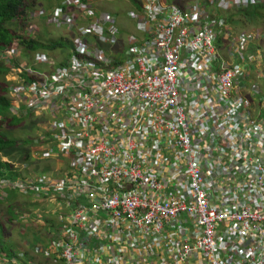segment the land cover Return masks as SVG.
Returning a JSON list of instances; mask_svg holds the SVG:
<instances>
[{"label":"built area","instance_id":"2783aa9c","mask_svg":"<svg viewBox=\"0 0 264 264\" xmlns=\"http://www.w3.org/2000/svg\"><path fill=\"white\" fill-rule=\"evenodd\" d=\"M137 1L125 41L109 13L78 0L65 3L86 17L37 11L78 32L62 65L41 51L16 64L15 42L2 52L10 111L41 119L31 150L56 166L1 179L0 196L59 215L50 245L1 264H264V55L244 53L264 37L227 23L264 0Z\"/></svg>","mask_w":264,"mask_h":264},{"label":"rangeland","instance_id":"374dc122","mask_svg":"<svg viewBox=\"0 0 264 264\" xmlns=\"http://www.w3.org/2000/svg\"><path fill=\"white\" fill-rule=\"evenodd\" d=\"M39 3L37 6L28 13V18L25 14L26 21L24 24L19 23L17 21L13 22L10 25L13 33L16 37H27L28 35V27L35 25L38 29V33L35 34L34 38H37L45 43L50 41H57L62 39L67 44L71 43L72 35L66 31V29L62 28H55L51 25H48L45 20L36 17V11L38 7H42L44 9L49 10L53 6H55L58 1L56 0H38ZM91 2V1H90ZM92 6L99 12H107L109 13L116 22L117 27L119 28L122 40L125 41L126 37L129 33H135V24L134 21L128 17L129 12L133 11L135 14L139 12L138 4L133 0H92ZM251 9V8H247ZM248 11V10H244ZM235 12H231L228 14V18L232 17V14ZM248 13V12H247ZM246 14V13H245ZM241 20L240 22L232 25L231 23L227 22L229 28L232 32L240 33L246 32H259L260 35L264 37V22L261 24L254 25L252 24V20L246 19L244 16L242 17L239 14H233V20ZM138 34V33H137ZM33 37V36H32ZM17 43V42H15ZM123 42L117 45L114 49L115 52H122L123 51ZM20 50V57L16 59V64L20 63H31V58L33 57L32 54H26L23 50L18 47ZM255 50H259L264 55V38L259 40L253 46H250L249 43L244 50L246 52H254ZM4 52V51H2ZM0 53V63L8 66H11L10 62L3 60ZM40 52V51H39ZM43 52V51H41ZM50 57L54 59L56 63H62L64 59L68 57V51L66 50H56L54 52H47ZM264 58V57H263ZM261 70H264V59L262 64L259 65ZM40 69V68H38ZM44 69V67H43ZM8 74V71H7ZM6 74V75H7ZM8 77L9 75L5 76L4 79L7 82L6 86L8 87ZM7 96L11 100L12 106L16 107V100L15 98L8 93ZM24 115V114H23ZM22 115H19L21 117ZM25 117V118H24ZM24 120L15 127L11 128H3L1 129L2 132L6 135L9 140L15 142V148L9 150L5 154L1 155L0 158L5 162L7 161L10 164V167H13L19 176L26 177L30 173L34 172H43L44 170H49L47 167L54 168L56 166L55 161L47 160L40 163L32 153V148L36 145H40L38 142V137L40 134L43 135L44 127L43 123L40 118H36L35 114H26L22 117ZM23 142H30L28 145L24 144ZM29 151V152H28ZM28 154V160H24V155ZM25 165V167H24ZM49 175L50 172L46 171ZM14 193V191H12ZM13 204L12 207V215H14L13 219H11L10 214L8 212V204L9 201H4L0 204V221L4 226V244L10 246L11 249L18 254L19 252L27 253L32 250L33 247H46L50 245L53 241V234L51 231H44L43 229H38L37 225L39 223H43V220H51L50 215H59V211H56V206L49 201L46 200H36L33 197H29L26 194H16L11 201ZM44 207V209H42ZM18 215H29L32 217L33 222H23L18 218ZM33 220V218H40ZM47 227H45L46 229ZM7 258V256L3 253H0V259ZM9 259H12L11 257ZM43 264V261H41Z\"/></svg>","mask_w":264,"mask_h":264},{"label":"trees","instance_id":"16d2710c","mask_svg":"<svg viewBox=\"0 0 264 264\" xmlns=\"http://www.w3.org/2000/svg\"><path fill=\"white\" fill-rule=\"evenodd\" d=\"M81 1L87 2L88 0ZM38 3V0H0V52L7 50L14 42H17L18 46L23 50V52L29 55L37 51L54 52L56 50H66L69 52L67 55H70L72 43L67 44L62 39L45 43L39 39H32L30 37H16L13 33L10 25L15 21L24 24L26 21L25 14L27 15L31 10H33ZM39 9L40 7H38V10ZM234 12L235 13L233 14H239L248 20L253 19L251 22L254 25L260 23L262 24L264 22V7L259 6L256 8L253 7L251 9H237ZM233 14L231 18H227V21L232 25L241 21L240 19L237 21L233 20ZM217 43L220 45L219 42ZM62 64L63 62L61 65ZM7 71L8 68L4 66V64L0 63V156L12 148H15V142L9 140L1 129L3 126L5 128L15 127L19 125L22 120H24L22 117L17 118L11 114L10 101L7 96L8 91L6 81L4 79ZM29 143L30 142H23L22 145H28ZM24 160H30L27 153L24 155ZM18 176L19 174L10 167V164L7 161L4 162L0 159V180L3 178L15 179ZM13 196L14 194L10 193L8 197V212L11 219L14 217V215H12L13 204L11 203ZM3 234L4 226L0 221V252L5 254L7 258H10L16 253L11 249L10 246L4 244L5 241Z\"/></svg>","mask_w":264,"mask_h":264},{"label":"bare ground","instance_id":"6f19581e","mask_svg":"<svg viewBox=\"0 0 264 264\" xmlns=\"http://www.w3.org/2000/svg\"><path fill=\"white\" fill-rule=\"evenodd\" d=\"M58 1V4H60L58 7H55L51 13H54L56 11H60L63 15H67V16H70L71 14H76L79 18H83V17H86L87 14H85L84 12L82 11H79V10H76L73 6L71 5H67L65 3V0H56ZM82 5L86 6L87 10H91V11H97L95 8H93L92 6V0L90 2V0H88L87 2H82L81 0H78ZM135 1L137 4H138V7H139V10H142L143 9V4L138 2L137 0H133ZM62 5V6H61ZM256 8V7H259V6H252L250 8ZM41 9L37 10V11H40ZM44 11H46V9L43 8ZM36 11V12H37ZM42 11V10H41ZM43 11V12H44ZM62 29H66V31H68L72 36H77L78 35V32L75 31V30H68L66 27H62ZM38 33V32H37ZM37 33H34V34H29L30 36H27V37H30L32 39H37V38H34L35 34ZM33 36V37H32ZM219 42L220 45L217 43ZM215 45H216V48H217V51L218 53L223 57L225 58L226 57V52L229 48V45H230V42L229 40H226V39H223L219 36L216 37L215 39ZM47 53V52H45ZM9 98V97H8ZM9 101H10V107H11V100L9 98ZM12 114V113H11ZM14 115V114H12ZM15 116V115H14ZM17 117V116H15ZM17 118H21V117H17ZM6 259V258H4ZM0 264H1V260H0Z\"/></svg>","mask_w":264,"mask_h":264},{"label":"crops","instance_id":"0c3cea01","mask_svg":"<svg viewBox=\"0 0 264 264\" xmlns=\"http://www.w3.org/2000/svg\"><path fill=\"white\" fill-rule=\"evenodd\" d=\"M91 1V0H90ZM60 4H56L55 6H53L51 9H49V10H47V11H44L43 10V8L42 7H40V9L42 10V11H44L45 13H51L52 12V10L55 8V7H58ZM62 6V5H61ZM8 74H9V72H8ZM7 74V75H8ZM6 75V76H7ZM10 193H13L11 190H8V191H6V195L5 196H0V201H1V203L2 202H4V201H8V197H9V194ZM14 194V196L17 194L16 192H14L13 193ZM14 196H13V198H14ZM50 219H52L53 220V218L52 217H50ZM44 222L43 223H39L38 225H37V228L39 229H43L44 228V231H46V230H48V231H51L50 230V228H52V221L50 220V223L49 222H47V221H45V220H43ZM31 222H33V221H31ZM49 223V224H48ZM45 227H47L46 229H45ZM1 253V252H0ZM38 260H39V258H38Z\"/></svg>","mask_w":264,"mask_h":264},{"label":"clouds","instance_id":"9594fccd","mask_svg":"<svg viewBox=\"0 0 264 264\" xmlns=\"http://www.w3.org/2000/svg\"><path fill=\"white\" fill-rule=\"evenodd\" d=\"M97 12H99V11H97ZM107 13V12H106ZM27 16V15H26ZM41 19H43V20H45V18H41ZM45 22H46V20H45ZM228 22V21H227ZM49 25V24H48ZM255 43H257V42H255ZM59 64H61V63H59ZM7 83V82H6ZM1 159V158H0ZM2 160V159H1ZM3 161V160H2ZM6 162V161H5ZM13 168V167H12Z\"/></svg>","mask_w":264,"mask_h":264}]
</instances>
